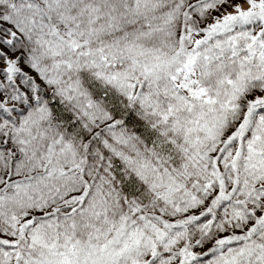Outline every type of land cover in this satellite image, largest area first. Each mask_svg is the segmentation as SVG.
<instances>
[{
    "label": "snow or ice",
    "instance_id": "obj_1",
    "mask_svg": "<svg viewBox=\"0 0 264 264\" xmlns=\"http://www.w3.org/2000/svg\"><path fill=\"white\" fill-rule=\"evenodd\" d=\"M0 264H264V0H0Z\"/></svg>",
    "mask_w": 264,
    "mask_h": 264
}]
</instances>
